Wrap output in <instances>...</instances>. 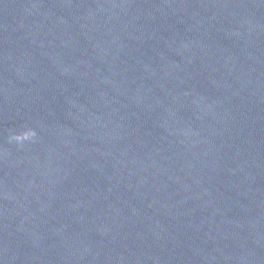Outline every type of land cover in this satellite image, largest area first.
Wrapping results in <instances>:
<instances>
[{
  "label": "water",
  "instance_id": "95a60500",
  "mask_svg": "<svg viewBox=\"0 0 264 264\" xmlns=\"http://www.w3.org/2000/svg\"><path fill=\"white\" fill-rule=\"evenodd\" d=\"M0 264H264V0H0Z\"/></svg>",
  "mask_w": 264,
  "mask_h": 264
}]
</instances>
